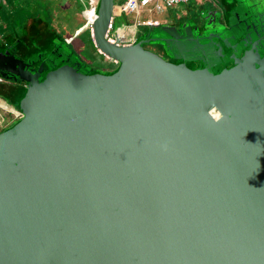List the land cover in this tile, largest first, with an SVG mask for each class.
Instances as JSON below:
<instances>
[{
	"label": "water",
	"instance_id": "95a60500",
	"mask_svg": "<svg viewBox=\"0 0 264 264\" xmlns=\"http://www.w3.org/2000/svg\"><path fill=\"white\" fill-rule=\"evenodd\" d=\"M231 1L235 25L203 30L219 72L187 65L198 40L173 37L182 63L113 41L116 0L90 30L111 73L0 46L26 86L0 133V264H264V0Z\"/></svg>",
	"mask_w": 264,
	"mask_h": 264
},
{
	"label": "rangeland",
	"instance_id": "374dc122",
	"mask_svg": "<svg viewBox=\"0 0 264 264\" xmlns=\"http://www.w3.org/2000/svg\"><path fill=\"white\" fill-rule=\"evenodd\" d=\"M125 1L127 0H116V4H121ZM210 3L209 0H191L186 4L170 6L163 0H151L149 5L140 8L139 13L133 12L128 15L125 14L115 17L114 32L117 34L119 30L124 31V27L132 28L136 32L134 35L137 41L157 39L160 37H164L168 41L171 40L174 32L178 33L181 29H190L191 27L196 33L200 20H208L207 15L205 16V9L208 5L211 6ZM91 8L92 0H3L0 2V45L4 41L5 43L3 44L12 47L14 42L15 44L20 42V38L28 40V37L32 38L30 29L34 25H37V22H43V28L45 23H49L50 29L52 28L64 36L62 40L56 39V45L60 46V53L63 56L73 53L69 57L75 63L83 61L81 64L83 72L111 73L119 65L115 64L114 61L107 60L104 55L99 53L91 37L90 29L83 30L85 32L81 33L77 39V42H81L82 44L79 47L81 53L74 48V43H67L69 37L74 39V34L78 30H82L80 26L83 24L84 29L86 12L88 11L87 13L93 16V13L89 11ZM219 17L221 18L222 15H219ZM150 20L154 22V25H145ZM137 23L139 25H136V28H134V24ZM208 23L209 21H207V25ZM209 28L211 29V25H209ZM66 43L71 47L64 46ZM144 46L155 53H161L160 49L162 47L160 48V42L158 41L150 42ZM190 52V56L195 58V61L192 62L195 68L199 67L198 65L204 64L197 57L201 53V59L205 58L202 50L193 49ZM177 55L175 58L178 59L179 56ZM51 57H54V55H51ZM57 60L59 62L60 58ZM179 60V63L185 61L181 57H179ZM221 68L222 66L215 68L217 70L216 72H219ZM6 82L10 83L9 81ZM18 98H20L19 93ZM12 108L13 110L11 108L7 110L0 107L1 130L9 124H13L14 118H18L20 115L17 105Z\"/></svg>",
	"mask_w": 264,
	"mask_h": 264
},
{
	"label": "flooded vegetation",
	"instance_id": "af4514ba",
	"mask_svg": "<svg viewBox=\"0 0 264 264\" xmlns=\"http://www.w3.org/2000/svg\"><path fill=\"white\" fill-rule=\"evenodd\" d=\"M209 2H211L210 3L211 6L208 5L205 9L206 10L205 16L207 15L206 17H208L207 21L216 20L218 23H220L222 25H224L225 22H228V21L231 22L232 21L231 26L235 25L234 24L235 20H233V19L236 18L237 15L232 10V1L231 0H209ZM219 15H222V17L220 18ZM239 16L242 17V14H240ZM207 21L205 19L200 20V22L198 23L199 25H197V32L196 33L194 32V29L192 27H191V29H192L191 32L187 28H185L183 31L179 30L178 33L174 32L173 33L174 39L177 38L178 40H182L181 41L182 44H185V42H183V41L198 40V42H197L198 45H200V46L204 45V47H201V48L198 47L197 49L195 48L196 50H202V51L209 50L208 52H210V54H211V52H215L217 50V48L214 47L212 44L210 45V40L207 39L209 34L212 32H209L207 34L203 32L204 28L207 25ZM237 31H238V29L234 28V30L230 34L235 35L237 33ZM170 37H171V35H170ZM173 37L171 38V40H168V41H166V39L164 37H161V38H164L165 40H164V42L161 41L162 42V43H160V48L162 47L160 49L161 53L159 52L157 54L161 55L163 58L167 59L168 61L179 63V61H180L179 57H181V54H180V52H177L178 50L176 49V45L174 43ZM158 39H160V38H157L156 41H158ZM213 42L215 43V41H213ZM220 42H221V44H223L222 41H220ZM206 44H209V45H207L208 47L206 46ZM167 46H170V47H167ZM194 46L196 47L195 44H194ZM6 47L9 48L10 46L6 45ZM185 47H189L188 44H186ZM189 50H193V49L190 48ZM189 50H188V53L191 54V52ZM176 54H178L177 56H179L178 59L175 58ZM190 54H187V65L189 66V68L195 69V67L192 64V62L195 61V58H192L190 56ZM16 56L20 59L25 60V61L28 60L27 58L22 57L21 54L20 55L16 54ZM197 57H198V59H200L204 62V64H201L198 66L205 65L206 63L210 64L213 72L217 71V70H215V68L222 66L221 64H218V66H216V64L218 63V60L214 59L212 56L206 55V57L204 59H201L202 54L199 53V55ZM28 62H30V61H28ZM22 116H23V114H22Z\"/></svg>",
	"mask_w": 264,
	"mask_h": 264
},
{
	"label": "trees",
	"instance_id": "16d2710c",
	"mask_svg": "<svg viewBox=\"0 0 264 264\" xmlns=\"http://www.w3.org/2000/svg\"><path fill=\"white\" fill-rule=\"evenodd\" d=\"M125 2H122L119 5H124ZM83 25H81L80 28L83 27ZM30 31H31L32 38L28 37V40H23L25 38H20V42L19 43L15 44V42H14L13 46L9 47V48H13L12 51L15 54H18V55L21 54L22 57H25V58L28 59L26 61H30L31 63H33L34 66H36L37 64H39L42 61V59L38 58L39 54L44 52V51H46V50H49L53 46L54 47H58V45H56V39H61L62 40L64 38V36L59 34L56 30H54L52 28L50 29L49 23H45V26L43 28V22H41V21L37 22V25H34L30 29ZM112 34L116 35L114 30H113ZM3 43H5V42L3 41ZM3 43H1V45H0L1 47L6 45V44H3ZM65 45H67L68 47H71L67 43L64 44V46ZM72 54L73 53L69 54V56L72 55ZM80 62H81V64L83 63V61H80ZM0 78H2L1 75H0ZM6 81L14 82L12 80H6ZM18 82L20 84H25L23 81H18ZM11 93L12 92H10V91H8L7 93H4V94L7 95V97H2L1 94H0V98L3 99L6 102H9V101L12 102V103H9L11 106L17 105V107H18V100L12 98V94ZM17 109H19V108H17ZM19 114L21 116L19 115L18 118L17 117L14 118L13 124H11V125L9 124L8 126L4 127L2 130L0 129V133H3L6 130H8L11 127H13L15 125V122H19L22 119V117H23L21 111H20Z\"/></svg>",
	"mask_w": 264,
	"mask_h": 264
},
{
	"label": "built area",
	"instance_id": "2783aa9c",
	"mask_svg": "<svg viewBox=\"0 0 264 264\" xmlns=\"http://www.w3.org/2000/svg\"><path fill=\"white\" fill-rule=\"evenodd\" d=\"M3 0H0V2H2ZM164 2H166L168 5L170 6H175V5H180V4H184V3H188L191 0H163ZM151 3V0H127L125 2L124 5H119L117 4V8H116V15L117 16H121V15H128L130 13L133 12H137L139 13L140 8H144L147 5H149ZM97 5H98V0H92V8L89 10L93 13L92 18H89L85 15L86 17V24L84 29H92L93 23L95 21L96 18V12H97ZM88 12V11H87ZM152 24H154L153 21H147L145 25H149L151 26ZM138 26L139 24H134V28H136L135 26ZM130 29V28H128ZM114 30V26H112V31ZM136 32L133 33L132 37H127L128 39H124L122 37V33L119 30V32L115 35L111 33V38L113 41H117L120 45L122 44H126V42H134L135 39V34ZM68 44L73 43L74 39L73 38H68ZM121 41V42H120Z\"/></svg>",
	"mask_w": 264,
	"mask_h": 264
},
{
	"label": "crops",
	"instance_id": "0c3cea01",
	"mask_svg": "<svg viewBox=\"0 0 264 264\" xmlns=\"http://www.w3.org/2000/svg\"><path fill=\"white\" fill-rule=\"evenodd\" d=\"M186 4V3H185ZM152 25H154V24H152ZM151 25V26H152ZM131 27H133V26H131ZM82 30H78L74 35V41H73V43H74V45H75V49L79 52V53H81V51H80V46L82 45L81 44V42H77V39H78V37L81 35V33H83V32H85V31H83L84 29H83V27L81 28ZM121 33H122V37L124 38V37H132V35H133V33H134V31H133V29L132 28H130V29H128V28H125L124 27V31H121ZM68 38V37H67ZM135 41V40H134ZM72 43V44H73ZM3 47H6V45H4ZM12 81H14V82H10V83H7L6 82V80H4V78H0V94H1V96L2 97H7V95L6 94H4V93H7L8 91H10V92H12L11 94H12V98H14V99H16V100H18L19 98H18V93L20 94V96L22 95V92L25 90V84H20L18 81H15V80H12ZM23 87V88H22ZM21 91V92H20ZM15 94H17V95H15ZM0 100H1V104H0V107L1 108H4V109H9V108H11L12 110H13V106H11L9 103H12V102H6V101H4L3 99H1L0 98ZM8 103V104H7Z\"/></svg>",
	"mask_w": 264,
	"mask_h": 264
},
{
	"label": "bare ground",
	"instance_id": "6f19581e",
	"mask_svg": "<svg viewBox=\"0 0 264 264\" xmlns=\"http://www.w3.org/2000/svg\"><path fill=\"white\" fill-rule=\"evenodd\" d=\"M87 17H89V18H92V16H90L87 12H86V14H85Z\"/></svg>",
	"mask_w": 264,
	"mask_h": 264
},
{
	"label": "clouds",
	"instance_id": "9594fccd",
	"mask_svg": "<svg viewBox=\"0 0 264 264\" xmlns=\"http://www.w3.org/2000/svg\"><path fill=\"white\" fill-rule=\"evenodd\" d=\"M115 28V27H114ZM84 30H86V29H84ZM112 33H113V31H112ZM116 33V32H115ZM126 38V37H125ZM126 39H128V38H126ZM136 41V40H135Z\"/></svg>",
	"mask_w": 264,
	"mask_h": 264
}]
</instances>
